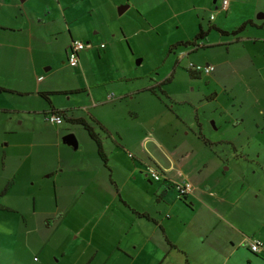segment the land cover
Here are the masks:
<instances>
[{"label":"rangeland","instance_id":"1","mask_svg":"<svg viewBox=\"0 0 264 264\" xmlns=\"http://www.w3.org/2000/svg\"><path fill=\"white\" fill-rule=\"evenodd\" d=\"M220 2L221 0H216L215 3L213 0H0V14L9 12L18 16L0 19V22L8 26L19 22L18 30L1 32V38L10 36L7 40L16 42L17 45L31 46L36 63L26 64L13 55L5 59L9 60L4 66L3 60L0 62V83L9 88H19L16 91L0 92L4 93L0 96V106L12 109L5 114V111L0 110V129L5 124V117L10 114L14 116L17 125L19 122L25 123L34 132L32 143L29 144L30 139L26 140L30 145L27 150L34 145L35 151L42 155V151L47 149L41 145L45 136L50 135L53 140L54 127L46 125L42 116L41 108L46 107L47 101L35 91L39 77L44 79L42 83L47 86L83 88L81 93L53 98L56 106H71L78 116L90 102L88 92L92 93L93 99L105 100V97L107 99L110 94H114L117 100H121L125 98L121 94L123 90L135 92L146 89L172 75L171 82L161 86L165 92L157 89V93L148 90L135 93L131 95L133 99L128 101V106L134 105L141 118L150 119L146 128L159 141L164 138L172 141L170 135L178 128L175 114L189 123H192L194 114H197L203 123V133L208 142L204 143L188 133L184 148L190 153V165H193L195 171L203 170V162H206L209 167L205 172L210 174V179L219 178L223 182L222 186H230L231 191L233 189L240 197V212L236 216L246 235L254 239L259 232L264 237V23L257 17L264 14V0H229L226 12L219 7L216 9ZM7 3L12 6L20 5V8L4 7ZM121 5H128V8L119 13L118 7ZM62 10H65V15L61 13ZM211 13L215 16L213 24L228 31L237 28L244 20L250 22L237 35H222L211 28L207 37L202 39L206 44L204 47L194 49L193 46H178L169 52L172 43L192 40L199 27L207 30ZM29 34L32 38L28 37ZM71 39L86 44V48L80 52L76 67H70L66 63L65 47ZM200 40H196V43ZM12 58L17 59L16 64H11ZM190 63L212 64L214 77L202 74L191 79L186 69ZM122 76L125 79H121L120 83L126 84L107 85L113 83L115 77ZM99 84L102 87L97 88ZM21 90L31 93H23ZM210 92L219 93L220 107L215 103L208 106L205 101L199 103L198 100ZM149 97L154 98L156 103L145 102ZM192 102H195L194 105ZM212 113L215 119L210 120ZM158 116L160 117L157 119ZM234 119H238L236 124ZM14 123L12 121L11 126ZM209 125L214 131L209 129ZM62 126L64 132L73 134L77 143L80 142L86 149L93 145L94 142L89 140L80 126L68 122ZM183 131L186 132L181 129L178 133ZM144 138H148V135L145 134ZM20 140L25 141L24 137ZM200 143L204 146H200ZM105 147L111 155H117L123 162L131 159L129 153L123 155L117 152L115 148L120 146L113 141L112 146L105 143ZM146 148L156 157L163 156L151 142L146 144ZM29 163L36 173L37 166L41 164V156H35ZM32 181L33 192L43 183L50 188L53 186L52 179H42L41 176H34ZM51 197V203H55L53 192ZM0 199V203L12 207L22 202L14 193L7 196L6 201L1 196ZM104 199L109 208L104 210L107 214L103 221L97 207L87 202L88 196L79 199L73 196L70 202H63V207L59 203V214L70 208L63 223L61 221L64 215L58 214L51 224L52 228L38 229L37 225H41L39 221L35 223L37 227L34 233L26 232L20 213L0 210L6 213L4 219L0 220V264H73L70 259L78 257V252L82 257L81 262L88 259L89 254L95 253L100 241H109L111 237L117 236L120 231L121 234L126 232L130 227V223L121 217L115 207L122 200L119 190L106 194ZM42 206L52 209L53 205L49 199L42 204L38 202L37 207ZM108 215L110 218L114 217L116 225L106 227ZM33 222L27 221L30 225ZM130 232L133 239L149 240V244H152L149 229L130 227ZM91 236L93 244L89 245ZM125 236L128 237L129 233ZM42 240L46 241L45 249L38 255L37 249ZM83 249H86L85 253ZM239 258L238 263H249L243 255H239ZM91 264H100V259H93ZM107 264L117 263L110 259Z\"/></svg>","mask_w":264,"mask_h":264},{"label":"crops","instance_id":"2","mask_svg":"<svg viewBox=\"0 0 264 264\" xmlns=\"http://www.w3.org/2000/svg\"><path fill=\"white\" fill-rule=\"evenodd\" d=\"M21 1L24 2V0ZM58 3L60 2L58 1ZM8 6L12 5L7 3L4 7ZM126 6L128 8V5ZM12 7L20 8V5ZM216 9H219L218 6ZM227 9L221 10L226 12ZM61 13L65 15V10H62ZM210 15L208 17L209 27L204 31L209 33L211 25L223 29L213 24L215 16L210 20ZM6 17L11 19L18 16L9 12L0 14V19L4 20ZM257 17L262 19V23H264V17ZM245 21L249 20H244L241 23ZM18 24L19 22L14 26H8L0 22V62L3 60L4 66L9 60L5 59L9 55H13L19 57L26 64L36 65L34 57H32L33 49L31 46L17 45L16 42L7 40L11 38L10 36L5 35L4 38H1V32L18 30ZM28 37L32 38L31 34ZM203 38H200L201 40L197 43L200 47L206 45L205 41L202 40ZM72 40L76 39H71L70 42ZM69 44L65 47V52ZM193 48L196 49L194 46ZM16 62L17 59L12 58L11 64H16ZM213 72L214 70L209 74L202 72L198 74L199 76L205 74L213 78ZM194 78L191 77V79ZM121 79H125V77H115L112 80L113 83L107 85L126 84L125 82L120 83ZM43 80V78H38L35 90L37 94L43 93L40 95L47 101L46 107L41 109L45 110L50 103L56 109H66L69 118L80 117L85 119L100 138L107 156V167L100 159L95 143L90 145L89 149L82 146L80 142L76 148L65 145L62 138L70 133L64 132L62 125L66 122L55 125L44 120L46 125L54 127L52 129L53 140H51L52 136H45L41 146L47 147V149L42 151V155H39L41 152L35 151L34 145H32V149L27 150V146L30 145L27 144L26 140L30 139L29 144H31L34 132L25 123L19 122L17 125L14 116L8 114L4 119L5 124L0 129V137H2L0 139V196L6 201V197L14 193L22 202L16 207L0 203V210L6 213L12 211L20 213L27 233H34L37 226L38 229L52 228L51 224L59 214L57 213L59 203L61 202L63 207V202H70L73 196L78 197V199L88 196L87 202L97 207L98 212L101 213V221H103L104 215L107 214L104 210L109 208L107 200L104 199L105 195L119 190L122 200L119 201L120 204L115 205L116 210L120 212L122 218L127 220V223H130V227L133 229H149L152 244H149V240L133 239L129 227L126 232L122 233L123 235L120 231L117 236L113 235L114 237H111L109 241L105 239L100 241L95 253L89 254L88 259L83 262H81L82 257L78 252V257L70 259L73 264H91L93 259L97 258L100 259V264H107L110 259H114L117 264H240L238 263L239 255L248 259L249 263L246 264H264V249L260 252L262 254L260 256L250 251L247 241L249 237L239 223V217L236 216L240 212L238 210L240 197L233 192V189L231 191L230 186H222L223 182L219 178L210 179V174L205 172L209 167L206 162H203V170L197 169L195 171L193 165H190V153H188L187 148H184L185 137L188 133L190 132L192 136L201 140L200 135H202L206 140L203 142H208V138L203 133V123L197 114H194L192 123L175 114L177 118L175 122L178 128L170 135L172 141H168L166 138L159 141L146 128L150 119L141 118L134 105L128 106V101L133 99L131 95L145 92L144 90L147 88L135 92L123 90L121 94L125 98L121 100H117L118 98L115 96L111 99L105 97V100L93 99L92 93L88 92L90 102L83 107L84 111L76 116L73 107L56 106L53 98L58 95L69 97L74 93H81L83 88L51 87L43 84ZM205 86L208 87V84ZM99 87L102 86L99 84L97 88ZM16 89L19 88H9V86H3L0 83V92L16 91ZM78 89H80L79 92H77ZM21 91L31 93L25 90ZM2 94L4 93H0V96ZM218 96V92H210L204 94L203 98L198 101L200 104L205 101L208 106L210 103L219 105ZM145 102L156 103L152 97H149ZM194 103L191 104L194 105ZM157 106L159 110V104ZM0 107H7L0 108V110L5 111L3 114L12 110L9 106ZM191 109L194 108L191 107ZM192 113L194 112L192 111ZM210 117V120L215 119L213 113L210 114ZM210 120L207 118V122ZM12 121L15 122L13 126L10 124ZM234 121L236 124L238 119H234ZM74 125L80 126L86 132L81 125ZM208 127L213 130L210 125ZM181 129L186 130V132L178 133ZM145 134L148 135L146 139L144 138ZM21 137H24L25 141L20 140ZM89 140L93 142L91 139ZM112 141L120 146L115 148L117 152L123 155L133 153V157L129 161L123 162L117 155H111L105 147V143L112 146ZM148 142L154 144L163 156H154L146 148ZM200 146L203 147L204 144L200 143ZM35 156H41V164L39 163L37 166L36 173L33 171V165L29 163V160ZM215 160L218 162L217 158ZM148 163L157 166L165 177L161 181H156L158 184L146 181L149 179L144 174V166ZM215 166L219 168L218 165ZM34 176L52 179L53 186L50 188L43 183L33 192L32 185L35 180H32ZM181 180H188L193 187L192 193L184 197H180L175 187L172 186ZM52 192L55 203H51ZM113 197L118 201L116 196ZM49 199L50 204L53 205L52 209L45 208V206L37 207L38 202L42 204ZM4 212H0V220L4 219L3 216L6 214ZM69 212L70 208H67L64 213L59 214L64 215L62 223L66 220ZM27 221L34 222L30 225ZM39 221L41 225L36 226L35 223ZM113 224L116 225L114 217L110 218L108 215L106 227ZM109 233L111 232L109 231ZM128 233L129 236L126 237L125 234ZM258 233L255 235L256 238L262 239L264 243V237ZM92 239L93 236L89 239V245L93 244ZM45 245L46 241L42 240L37 249L38 255L43 253ZM83 250L85 253L86 249ZM63 256L65 257L64 253Z\"/></svg>","mask_w":264,"mask_h":264},{"label":"built area","instance_id":"3","mask_svg":"<svg viewBox=\"0 0 264 264\" xmlns=\"http://www.w3.org/2000/svg\"><path fill=\"white\" fill-rule=\"evenodd\" d=\"M228 6H229V0H221L218 7L222 10H226ZM213 18H214V15L213 14L210 15V20H212ZM85 47H86V44H84L81 41L72 40L70 42L69 49L67 52V57H68L67 64L69 66L75 67L78 65L79 52ZM188 67L195 71H200L206 74H209L214 70L213 65H209V64L208 65L190 64ZM112 97H113L112 94H110L108 96V99H111ZM44 120L49 124H55V125H60L63 123V117L54 112H48L44 116ZM128 156L132 157L133 155L129 153ZM144 174L151 181H161L163 178H165L162 171L152 163H148L145 165ZM173 186L175 187V189H177L180 192V193L178 192L180 197H184L188 194H191L193 190L192 184L188 180H181V181L175 182ZM247 241H248V248L250 249L252 253H260L264 249V243L260 239H257V238L250 239L249 238Z\"/></svg>","mask_w":264,"mask_h":264},{"label":"trees","instance_id":"4","mask_svg":"<svg viewBox=\"0 0 264 264\" xmlns=\"http://www.w3.org/2000/svg\"><path fill=\"white\" fill-rule=\"evenodd\" d=\"M250 21H245L243 23H241L237 28L231 30V31H227V30H223V29H218L217 27H215L214 25H211L212 27L211 28H214L216 29L220 34L222 35H227L229 33L233 34V35H237L238 33H240L246 26V24H248ZM208 33V31H204L201 27H199L197 33L194 35L193 39L192 40H180V41H176L175 43H172L170 46H169V52H172L174 49H176L178 46H185V47H189V46H194L195 48L197 47H200L198 46V44L196 43V40L200 39V38H203L205 37V35ZM85 44V43H84ZM86 48V47H85ZM85 48H83L82 50H84ZM68 49H69V46L67 47L66 49V52H65V57H66V62H67V52H68ZM80 50V51H82ZM72 67V66H70ZM74 67V66H73ZM76 67V66H75ZM188 71H189V75L190 77H197L199 76L198 73H200V71H195L191 68H188ZM173 74V72H172ZM171 78H172V75L165 78L163 81H161L160 83H157V84H154V85H151L149 87H147V90L150 91V92H155L157 93V89H159L161 92H162V85L164 84H167L169 82H171ZM41 79V77H40ZM80 89L77 90V92H79ZM164 91V90H163ZM165 92V91H164ZM39 94H43V93H39ZM66 109H56L55 107H53L50 103H49V106L47 109L43 110L42 111V116L44 117L48 112H54V113H57L59 114L60 116L63 117V123L64 122H68V123H71V124H79L83 127L84 130H86L87 132V135L89 137V139H91L95 145H96V149H97V153L100 157V159L102 160V162L104 163V165L107 167V156L103 150V147H102V144H101V141H100V138L98 137V135L93 131L92 127L85 121V119L83 118H80V117H77V118H69L68 117V114L66 113ZM62 123V124H63ZM97 124L101 125L99 122H96ZM100 128L104 129L102 126H100ZM200 138H202V140L206 141L202 135H200ZM133 157V156H132ZM146 165V164H145ZM145 167V166H144ZM146 176V175H145ZM151 181V180H150ZM154 182V181H153ZM156 182V181H155ZM173 186V185H172ZM174 187V186H173ZM177 193L179 192L177 189H176ZM180 193V192H179Z\"/></svg>","mask_w":264,"mask_h":264},{"label":"water","instance_id":"5","mask_svg":"<svg viewBox=\"0 0 264 264\" xmlns=\"http://www.w3.org/2000/svg\"><path fill=\"white\" fill-rule=\"evenodd\" d=\"M214 2H215V0H214ZM126 8H127L126 5H121L118 7V12L122 13ZM259 17L262 18V17H264V15H259ZM62 141L65 144L72 146L73 148H76L77 144H78L77 140L73 134H67V135L63 136Z\"/></svg>","mask_w":264,"mask_h":264},{"label":"clouds","instance_id":"6","mask_svg":"<svg viewBox=\"0 0 264 264\" xmlns=\"http://www.w3.org/2000/svg\"><path fill=\"white\" fill-rule=\"evenodd\" d=\"M113 96V95H112Z\"/></svg>","mask_w":264,"mask_h":264}]
</instances>
